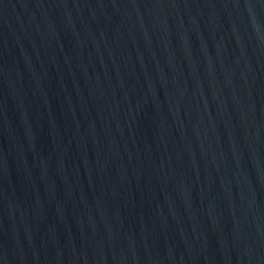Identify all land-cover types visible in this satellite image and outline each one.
Returning a JSON list of instances; mask_svg holds the SVG:
<instances>
[{
	"label": "water",
	"instance_id": "95a60500",
	"mask_svg": "<svg viewBox=\"0 0 264 264\" xmlns=\"http://www.w3.org/2000/svg\"><path fill=\"white\" fill-rule=\"evenodd\" d=\"M0 264H264V0H0Z\"/></svg>",
	"mask_w": 264,
	"mask_h": 264
}]
</instances>
